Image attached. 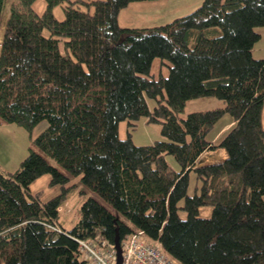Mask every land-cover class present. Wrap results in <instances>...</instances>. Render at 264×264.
Segmentation results:
<instances>
[{"label":"trees","instance_id":"obj_1","mask_svg":"<svg viewBox=\"0 0 264 264\" xmlns=\"http://www.w3.org/2000/svg\"><path fill=\"white\" fill-rule=\"evenodd\" d=\"M34 1L0 0V123L31 132L47 120L38 149L0 168V264H85L77 238L113 242L116 227L120 238L142 230L181 264H264V57L253 56L264 0H202L142 27L118 23L133 0H44L40 13ZM155 57L166 74L151 72ZM196 97L223 105L181 116ZM223 115L231 124L214 142ZM140 118L162 138L119 135L120 121ZM217 147L225 157L197 164ZM46 173L60 190L43 200L30 184ZM71 189L85 198L64 228Z\"/></svg>","mask_w":264,"mask_h":264},{"label":"rangeland","instance_id":"obj_2","mask_svg":"<svg viewBox=\"0 0 264 264\" xmlns=\"http://www.w3.org/2000/svg\"><path fill=\"white\" fill-rule=\"evenodd\" d=\"M202 0H133L126 7H123L119 12L118 23L122 26H152L160 25L171 21L175 17L186 14L200 5ZM84 7L83 4H80ZM65 3L56 4L52 7L54 16L62 19L64 16L63 5ZM35 10L40 13L45 7L44 0H35L33 3ZM92 10V8H91ZM3 14V18L5 17ZM256 30L261 34L260 39L253 47L254 57H264V26L256 27ZM165 63L161 62L160 57H155L152 63L151 72L154 76L160 73L166 74L168 71L166 59ZM223 105V101L215 97H196L190 98L186 101L183 110L180 112L181 116H185L190 111L203 110L207 108H214ZM223 115L211 129L210 138L214 142L225 133L230 126V118H225ZM264 121V120H263ZM135 124L129 126L126 120L119 122V135L125 137L127 129L131 132V138L136 144L151 143L156 139L162 138L160 134V124L155 122H146L144 118L133 121ZM47 126V120L43 119L38 122L28 132L24 127L14 122H3L0 125V168L4 171H13L19 167L21 160L28 152V147L33 146L38 149L36 145L32 144V139L40 133ZM223 149L217 147L216 149L204 151L197 160L198 165H203L211 162L221 160L223 157ZM51 162L53 160L48 158ZM50 175L48 173L37 177L31 184L32 192L40 191L41 198L46 200L60 190L59 185H48ZM198 180L195 175L191 173L188 185V192L191 193L196 190ZM85 197L77 192V189H71L68 199L58 206L59 223L64 228L71 227L77 220L79 214V206ZM211 213V206L205 204L200 207V215L208 216ZM145 241L154 242L149 238H144Z\"/></svg>","mask_w":264,"mask_h":264},{"label":"built area","instance_id":"obj_3","mask_svg":"<svg viewBox=\"0 0 264 264\" xmlns=\"http://www.w3.org/2000/svg\"><path fill=\"white\" fill-rule=\"evenodd\" d=\"M52 228L61 231L57 226ZM142 230L126 234L122 239L121 264H180L167 255L157 241H145ZM85 264H115L116 250L112 242L95 235L92 238H77Z\"/></svg>","mask_w":264,"mask_h":264},{"label":"water","instance_id":"obj_4","mask_svg":"<svg viewBox=\"0 0 264 264\" xmlns=\"http://www.w3.org/2000/svg\"><path fill=\"white\" fill-rule=\"evenodd\" d=\"M115 248H116V252H117V261L116 264H119L121 261V246H120V235H119V231H118V227H116V231H115V236L113 239Z\"/></svg>","mask_w":264,"mask_h":264},{"label":"crops","instance_id":"obj_5","mask_svg":"<svg viewBox=\"0 0 264 264\" xmlns=\"http://www.w3.org/2000/svg\"><path fill=\"white\" fill-rule=\"evenodd\" d=\"M0 125H1V123H0ZM223 151H224V150H223ZM225 155H226V154H225V151H224V153H223V157H225ZM223 157H222V158H223Z\"/></svg>","mask_w":264,"mask_h":264}]
</instances>
